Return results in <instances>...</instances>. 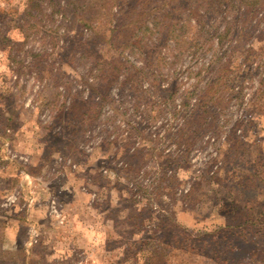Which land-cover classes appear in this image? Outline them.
Here are the masks:
<instances>
[{"label": "rangeland", "instance_id": "obj_1", "mask_svg": "<svg viewBox=\"0 0 264 264\" xmlns=\"http://www.w3.org/2000/svg\"><path fill=\"white\" fill-rule=\"evenodd\" d=\"M0 264H264V0H0Z\"/></svg>", "mask_w": 264, "mask_h": 264}, {"label": "trees", "instance_id": "obj_2", "mask_svg": "<svg viewBox=\"0 0 264 264\" xmlns=\"http://www.w3.org/2000/svg\"><path fill=\"white\" fill-rule=\"evenodd\" d=\"M248 121H249V118H248ZM131 150H132V148H130ZM219 168H222V167H219ZM134 187V186H133ZM135 188V187H134ZM134 192H135V190L134 191H132V197H133V194H134Z\"/></svg>", "mask_w": 264, "mask_h": 264}]
</instances>
